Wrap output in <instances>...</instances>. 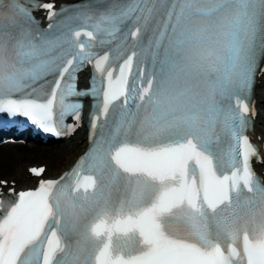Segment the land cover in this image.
<instances>
[{
    "label": "snow or ice",
    "instance_id": "obj_1",
    "mask_svg": "<svg viewBox=\"0 0 264 264\" xmlns=\"http://www.w3.org/2000/svg\"><path fill=\"white\" fill-rule=\"evenodd\" d=\"M41 8L49 20L59 15L52 3L0 0V113L59 135L58 123L69 116L78 123L84 98H92V130L111 109L117 134L142 114L143 126L168 135L157 146L123 143L115 151L101 139L59 186L41 181L7 205L0 199V264H75L63 232L96 188L85 163L92 173L107 155L122 166L158 156L198 165L195 194L178 173L170 206H187L200 244L171 242L167 264H264V223L248 228L251 218L264 217V184L251 169L258 150L245 134L255 77L264 72V0H84L72 26L57 31L53 23L37 34L32 13ZM88 64L89 87L78 89L77 74ZM244 190L250 195L241 197ZM200 195L213 210L215 239Z\"/></svg>",
    "mask_w": 264,
    "mask_h": 264
},
{
    "label": "bare ground",
    "instance_id": "obj_2",
    "mask_svg": "<svg viewBox=\"0 0 264 264\" xmlns=\"http://www.w3.org/2000/svg\"><path fill=\"white\" fill-rule=\"evenodd\" d=\"M72 2L74 0H59ZM259 79L260 85L255 90V100L259 111L257 126L254 128V137L264 142V76ZM59 147L41 149L26 145L0 146V181L14 182L15 188L24 189L31 187L35 179L28 176V166L44 165L46 167L45 178L58 176L82 150L84 146L83 136L76 133L74 137ZM259 172L263 174L264 165L259 166ZM10 187V186H8Z\"/></svg>",
    "mask_w": 264,
    "mask_h": 264
},
{
    "label": "rangeland",
    "instance_id": "obj_3",
    "mask_svg": "<svg viewBox=\"0 0 264 264\" xmlns=\"http://www.w3.org/2000/svg\"><path fill=\"white\" fill-rule=\"evenodd\" d=\"M54 147H57V146H52V147H50V148H54Z\"/></svg>",
    "mask_w": 264,
    "mask_h": 264
}]
</instances>
